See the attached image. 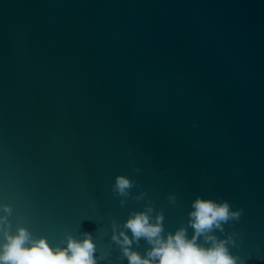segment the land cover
Listing matches in <instances>:
<instances>
[{
  "label": "water",
  "instance_id": "obj_1",
  "mask_svg": "<svg viewBox=\"0 0 264 264\" xmlns=\"http://www.w3.org/2000/svg\"><path fill=\"white\" fill-rule=\"evenodd\" d=\"M117 175L140 185L124 206ZM197 196L243 208L215 234L238 233L231 254L264 264V0H0V205L13 233L63 247L88 232L98 264H128L113 221L151 201L165 238L181 226L191 238Z\"/></svg>",
  "mask_w": 264,
  "mask_h": 264
},
{
  "label": "clouds",
  "instance_id": "obj_2",
  "mask_svg": "<svg viewBox=\"0 0 264 264\" xmlns=\"http://www.w3.org/2000/svg\"><path fill=\"white\" fill-rule=\"evenodd\" d=\"M134 171L139 172V169ZM134 186L140 187L125 175L115 177L112 191L125 198L120 200L121 206L126 203ZM146 195L141 191L135 199L141 200ZM167 198L171 204L176 203L175 195L169 194ZM0 208L5 213L0 216V234L3 237L0 242V264H98L91 233H82L83 239L79 240L68 234L66 246L52 247L46 237H36L23 226L13 233L8 219L12 214L11 206L5 204ZM191 209L187 221V225L193 229L191 238L185 226L174 233L169 232L165 238L162 235L163 210L153 216L154 207L149 201L143 211L131 212L122 228L113 221L111 239L119 245L128 264H246L245 259L231 254L229 250V245L238 247L235 240L238 233L232 232L223 239L215 234L216 230L223 233L225 224L231 226V222H238L243 208L233 210L227 200L216 201L197 196L191 202ZM126 230H130L131 237ZM141 239L150 245L143 256L132 248L134 243L139 246ZM201 239L203 243L198 242Z\"/></svg>",
  "mask_w": 264,
  "mask_h": 264
}]
</instances>
